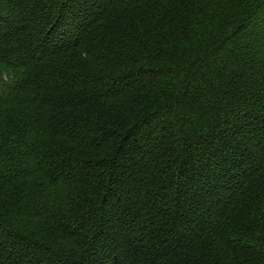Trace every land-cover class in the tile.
Returning a JSON list of instances; mask_svg holds the SVG:
<instances>
[{"label":"trees","instance_id":"16d2710c","mask_svg":"<svg viewBox=\"0 0 264 264\" xmlns=\"http://www.w3.org/2000/svg\"><path fill=\"white\" fill-rule=\"evenodd\" d=\"M262 38L264 0H0V264H264Z\"/></svg>","mask_w":264,"mask_h":264},{"label":"rangeland","instance_id":"374dc122","mask_svg":"<svg viewBox=\"0 0 264 264\" xmlns=\"http://www.w3.org/2000/svg\"><path fill=\"white\" fill-rule=\"evenodd\" d=\"M240 37H243V36H240ZM262 40H264V38H262Z\"/></svg>","mask_w":264,"mask_h":264}]
</instances>
